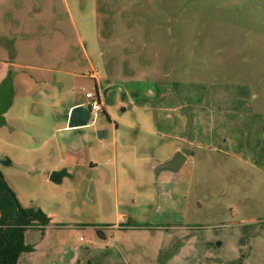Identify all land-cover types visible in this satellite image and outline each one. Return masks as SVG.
<instances>
[{
	"label": "rangeland",
	"instance_id": "374dc122",
	"mask_svg": "<svg viewBox=\"0 0 264 264\" xmlns=\"http://www.w3.org/2000/svg\"><path fill=\"white\" fill-rule=\"evenodd\" d=\"M30 67H60L86 79L64 87L62 75L47 72L46 97L25 118L16 108L27 103L16 101L0 127V160L11 162L2 168L20 195L56 213L52 222L64 225L82 250L94 239L91 225L111 215L89 189V165L71 167L76 177L59 184L46 177L59 160L57 147L77 158L87 156L76 151L85 142L78 131L62 130L61 116L67 100L95 93L94 80L87 78L91 72L111 93L107 106L122 102L118 109L109 108L116 123L133 116L125 107L147 100L155 105L163 93L181 107L178 118L195 114L199 126L224 117L243 127L254 120L249 152L257 165L263 164L264 0H0V70L12 73L13 83L19 75L34 81L37 71ZM230 108L235 111L226 114ZM88 125L111 127L105 114ZM107 147L111 151L110 140ZM193 153L189 229L159 224L154 233L143 234L145 263L161 245L170 249L155 263L264 264V173L219 154L195 148ZM98 196L109 201L105 193ZM118 211L131 217L127 206Z\"/></svg>",
	"mask_w": 264,
	"mask_h": 264
},
{
	"label": "crops",
	"instance_id": "0c3cea01",
	"mask_svg": "<svg viewBox=\"0 0 264 264\" xmlns=\"http://www.w3.org/2000/svg\"><path fill=\"white\" fill-rule=\"evenodd\" d=\"M37 6L33 9L34 13L39 12ZM30 69L37 71V75L33 77L34 81L19 75L18 80L14 82L15 84L13 83L14 98L9 109L14 107L17 100L26 102L27 105H19L16 108V112L24 114L22 118H25L27 113L34 112L35 107L41 105L42 98L46 97L43 85L51 84L47 72L62 75L59 84H63L64 87H66V83L72 86L81 78L74 73L62 71L60 67L53 71L43 67H30ZM7 74L5 68L0 70V82ZM84 78L86 79L84 76L81 79ZM87 78L92 79L89 75ZM93 80L95 93L103 107L101 114L107 116L111 127L100 125L91 129L87 125L73 128L78 131V136L85 141L84 144L90 143V145H94V148H88L86 144H83L76 151L85 150L87 156L77 158L65 147H57L59 160L50 167L51 172L49 171L46 178L49 180L52 172L63 168L66 170V176L62 177L61 182L65 177L74 179L76 173L69 169L87 163L89 165L87 172L90 173L91 182L89 189L93 193L95 192L99 202V199H102L105 211H111V215L102 222L91 225L94 239L89 240L88 247L90 248L82 250L71 240L69 235L65 234L64 225L52 222L56 213L48 211V209L43 210L51 219L50 224L46 227L43 235L37 229L25 232L24 241L33 246V251L22 253L17 264H148L145 263L147 260L146 251L142 249L141 236L146 233H154L161 226L159 224H163L164 229L176 227L182 230L189 229L186 222L187 199L192 181V167L189 161L192 160L194 148L207 152L209 155L219 154L229 157L264 173V160H262L263 164H258V167L256 158H252L251 152H249V150L251 151L249 148H252L250 142L256 131V129L252 130L254 120L243 127L238 123L226 122L224 117L207 126H199L198 122L194 121L195 114L178 118L175 113L181 107H178L177 102H172L171 94L163 93L159 94L160 102L155 105L147 100L145 103H141L142 105L134 104L125 107L123 111L130 110L133 116L131 115L129 121L116 123L109 108L118 109L122 102H117L118 99L115 101V105L107 106L105 98L111 93L107 91L105 85L101 84L102 79ZM105 80L108 79L103 78V82ZM25 86L36 88V90L30 92V89H25ZM17 87L21 90H15ZM161 99L164 103H161ZM66 102L64 114L61 116L64 120L63 131L70 129L67 127V122L71 109L77 105H87L85 95H78ZM234 111V108H230L226 114H233ZM188 119L190 120L189 126ZM98 130L105 131V134L100 138L96 135ZM198 130H201V134L198 133ZM244 139L245 143L241 141ZM109 140L112 146L111 151L107 147ZM44 142L47 140L45 139ZM177 152L185 156V161L178 170H156L159 164L170 160ZM129 153L133 157V164L129 161ZM118 155L121 169L118 168ZM2 167L9 166L0 165V169L8 185L16 194L20 205L24 208L39 207L42 209V205L34 204V201L20 195L18 189L16 191L17 183L13 179L9 181L8 175ZM28 177V180L33 179L31 176ZM98 193L100 196L103 193L107 194L109 201L103 197L100 198ZM125 206L131 209V217L118 211L120 207ZM178 209L182 210V214H179ZM144 213H147L146 217L142 216ZM177 217L182 221L179 225L175 223ZM98 229H102L104 239L97 236ZM249 237H251L250 233ZM83 240L82 237H79V241ZM108 240H110V244H107ZM162 247L158 245L156 249L152 250L153 256L150 264H165L164 260L155 263L156 257L160 259L170 249Z\"/></svg>",
	"mask_w": 264,
	"mask_h": 264
},
{
	"label": "trees",
	"instance_id": "16d2710c",
	"mask_svg": "<svg viewBox=\"0 0 264 264\" xmlns=\"http://www.w3.org/2000/svg\"><path fill=\"white\" fill-rule=\"evenodd\" d=\"M10 164L7 158L0 160L2 166ZM50 221L41 209L20 205L0 169V264H17L22 253L32 252L33 246L24 241L25 232L37 229L43 235Z\"/></svg>",
	"mask_w": 264,
	"mask_h": 264
},
{
	"label": "water",
	"instance_id": "95a60500",
	"mask_svg": "<svg viewBox=\"0 0 264 264\" xmlns=\"http://www.w3.org/2000/svg\"><path fill=\"white\" fill-rule=\"evenodd\" d=\"M14 98V89L13 82L11 78V73H8L0 82V127L5 124L4 115L9 110L13 103ZM90 117V111L88 105H77L73 107L70 111L67 127L70 129L85 127L88 125ZM105 134L104 130H98L96 135L100 138ZM185 156L177 152L175 155L168 161L163 162L157 166L156 170L167 169L170 171H176L184 163ZM66 176V170L62 169L59 171H54L50 174L49 180L52 183L59 184L62 180V177ZM96 234L99 238L104 239L102 229H98ZM103 235V236H102Z\"/></svg>",
	"mask_w": 264,
	"mask_h": 264
},
{
	"label": "built area",
	"instance_id": "2783aa9c",
	"mask_svg": "<svg viewBox=\"0 0 264 264\" xmlns=\"http://www.w3.org/2000/svg\"><path fill=\"white\" fill-rule=\"evenodd\" d=\"M89 77L95 80L97 79V75L95 72H91L89 74ZM85 98L87 100V105L89 106V111H90L89 122L90 121L93 122V119L103 112V107L96 93L93 94V93L87 92L85 93Z\"/></svg>",
	"mask_w": 264,
	"mask_h": 264
}]
</instances>
